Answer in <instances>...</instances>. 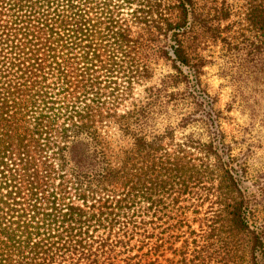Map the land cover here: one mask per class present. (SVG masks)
<instances>
[{
    "label": "trees",
    "instance_id": "trees-1",
    "mask_svg": "<svg viewBox=\"0 0 264 264\" xmlns=\"http://www.w3.org/2000/svg\"><path fill=\"white\" fill-rule=\"evenodd\" d=\"M212 46L261 91L264 0H0V264H264Z\"/></svg>",
    "mask_w": 264,
    "mask_h": 264
},
{
    "label": "rangeland",
    "instance_id": "rangeland-1",
    "mask_svg": "<svg viewBox=\"0 0 264 264\" xmlns=\"http://www.w3.org/2000/svg\"><path fill=\"white\" fill-rule=\"evenodd\" d=\"M209 50L214 60L205 68L204 78L210 92L218 95L219 105L222 108L232 106L228 113L230 118L223 124L224 129L229 138L233 136L239 148L248 153L250 175H256L264 171V87L261 91L255 92L249 86L244 96L245 84L242 78H238L233 64L225 62L219 54L218 46H212ZM166 70L167 68L160 63L156 67L152 82H158V78ZM239 148L234 149V152ZM193 225L197 228L198 222Z\"/></svg>",
    "mask_w": 264,
    "mask_h": 264
}]
</instances>
